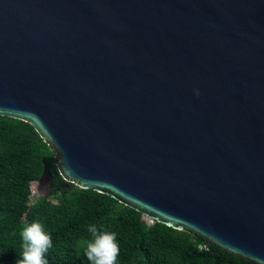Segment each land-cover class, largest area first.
I'll return each mask as SVG.
<instances>
[{"label": "water", "instance_id": "1", "mask_svg": "<svg viewBox=\"0 0 264 264\" xmlns=\"http://www.w3.org/2000/svg\"><path fill=\"white\" fill-rule=\"evenodd\" d=\"M0 116L66 182L264 264V0H0Z\"/></svg>", "mask_w": 264, "mask_h": 264}, {"label": "trees", "instance_id": "2", "mask_svg": "<svg viewBox=\"0 0 264 264\" xmlns=\"http://www.w3.org/2000/svg\"><path fill=\"white\" fill-rule=\"evenodd\" d=\"M47 178L49 192L29 204V182ZM61 195V201L47 199ZM27 221L42 224L52 238L48 264H90L76 246L91 238L87 226L116 233L117 264H250L207 244L190 231L176 230L108 195L81 189L59 174L55 153L27 122L0 116V264H15L22 252L20 231Z\"/></svg>", "mask_w": 264, "mask_h": 264}, {"label": "clouds", "instance_id": "3", "mask_svg": "<svg viewBox=\"0 0 264 264\" xmlns=\"http://www.w3.org/2000/svg\"><path fill=\"white\" fill-rule=\"evenodd\" d=\"M87 232L91 238L81 237L76 241V246L90 264H117L120 248L116 233H110L103 224L99 230L96 224H90ZM19 235L22 252L15 264H48L45 253L52 247V238L46 234L42 224L25 221Z\"/></svg>", "mask_w": 264, "mask_h": 264}, {"label": "rangeland", "instance_id": "4", "mask_svg": "<svg viewBox=\"0 0 264 264\" xmlns=\"http://www.w3.org/2000/svg\"><path fill=\"white\" fill-rule=\"evenodd\" d=\"M29 188H30L29 195H28L29 204H34L33 201H35V203H36L37 199L40 196H44L49 192V186H48L47 178L42 177L38 181H30L29 182ZM58 201H61V195L60 194L57 196L50 197L49 199L46 200V202H49V203L50 202L54 203V202H58ZM143 219L148 223L151 222V220L144 215H143Z\"/></svg>", "mask_w": 264, "mask_h": 264}]
</instances>
